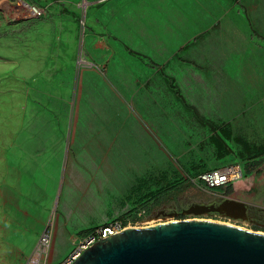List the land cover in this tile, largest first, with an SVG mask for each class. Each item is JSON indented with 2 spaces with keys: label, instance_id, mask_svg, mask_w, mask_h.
Here are the masks:
<instances>
[{
  "label": "rangeland",
  "instance_id": "rangeland-1",
  "mask_svg": "<svg viewBox=\"0 0 264 264\" xmlns=\"http://www.w3.org/2000/svg\"><path fill=\"white\" fill-rule=\"evenodd\" d=\"M168 2L170 14L133 28L113 22L104 1L91 21L80 8L76 37L46 52L48 22L67 23L56 18L64 10L30 18L23 3L40 0H0V264H25L45 231V259L58 264L115 220L264 232V157L247 168L233 140L264 137V0ZM193 165L241 176L210 190ZM162 171L176 173L174 185L123 205L137 178Z\"/></svg>",
  "mask_w": 264,
  "mask_h": 264
},
{
  "label": "water",
  "instance_id": "water-1",
  "mask_svg": "<svg viewBox=\"0 0 264 264\" xmlns=\"http://www.w3.org/2000/svg\"><path fill=\"white\" fill-rule=\"evenodd\" d=\"M71 264H264V232L201 218L127 226Z\"/></svg>",
  "mask_w": 264,
  "mask_h": 264
},
{
  "label": "crops",
  "instance_id": "crops-1",
  "mask_svg": "<svg viewBox=\"0 0 264 264\" xmlns=\"http://www.w3.org/2000/svg\"><path fill=\"white\" fill-rule=\"evenodd\" d=\"M40 1L43 5L42 7H46L48 12L59 11V8L64 10L63 14L56 18L57 20L59 19L64 22L67 21V23L62 26L60 22L55 23L54 25L51 24L53 20L48 22L49 25L56 27V32H49L48 37H50V39H47L45 43V45H47V49H45L46 52L60 51V49L62 50V48H60L61 45L59 46L58 50H55L54 48L60 42L59 39L61 37L65 35L68 39H73V36L76 37L77 29L73 23V20L76 15H78L80 8H82L81 10H83L85 13L87 20L91 21V14H93L94 11L91 7L93 5L95 6L97 2L104 1V11L109 12L113 22L119 21L120 24L126 22V26H128V28H133L135 25L132 22L138 18H142L144 21L149 22L154 18L153 15H155V19H159V14H170L169 7L171 5L169 4L168 0H59L61 2L58 6L54 3V0ZM172 19L175 20L174 17ZM122 24L119 25V27H122ZM47 28H49V26ZM120 35L123 34L120 33ZM69 45L70 44H68V46ZM73 48L74 44L69 46L67 50L73 51Z\"/></svg>",
  "mask_w": 264,
  "mask_h": 264
},
{
  "label": "built area",
  "instance_id": "built-area-1",
  "mask_svg": "<svg viewBox=\"0 0 264 264\" xmlns=\"http://www.w3.org/2000/svg\"><path fill=\"white\" fill-rule=\"evenodd\" d=\"M26 14L30 18H39L45 14V8L36 4H28L24 7ZM234 166L224 168H214L208 171H203L196 176V180L201 181L204 187L210 190L223 189L231 181L237 180L241 176V170L233 169ZM130 226V224H123L122 221L115 220L109 224L103 225L89 234H87L71 251V253L58 264H71L80 253L91 246L94 242L101 238H105L108 235L114 234L121 229ZM51 244V235L49 232H42L38 238V251L35 252L25 264H52L48 263L45 259L49 253Z\"/></svg>",
  "mask_w": 264,
  "mask_h": 264
},
{
  "label": "trees",
  "instance_id": "trees-1",
  "mask_svg": "<svg viewBox=\"0 0 264 264\" xmlns=\"http://www.w3.org/2000/svg\"><path fill=\"white\" fill-rule=\"evenodd\" d=\"M223 139L231 138V132L223 131ZM234 143L236 146L237 157L248 163V166L256 167L261 159L264 157V137L260 141L251 139L246 135L245 132L239 131L234 137ZM217 150L218 155L223 157L229 153V149L225 147L224 141L222 139L213 140ZM198 165H193V173L198 175L201 170L198 169ZM203 172V171H202ZM176 177V173L173 174ZM171 179L167 172H160L156 176L148 175L144 177H139L136 179V183L131 187L129 193L125 196L123 200V205L126 201H130L135 198V201H145L155 195V191L165 190L172 185H174V180ZM154 188V190H152Z\"/></svg>",
  "mask_w": 264,
  "mask_h": 264
},
{
  "label": "bare ground",
  "instance_id": "bare-ground-1",
  "mask_svg": "<svg viewBox=\"0 0 264 264\" xmlns=\"http://www.w3.org/2000/svg\"><path fill=\"white\" fill-rule=\"evenodd\" d=\"M23 5L26 7L27 4H23ZM233 169H234V170H238L237 167H233ZM231 206H232L231 204H228V207H229L230 209H231ZM232 211H234V209H233Z\"/></svg>",
  "mask_w": 264,
  "mask_h": 264
}]
</instances>
